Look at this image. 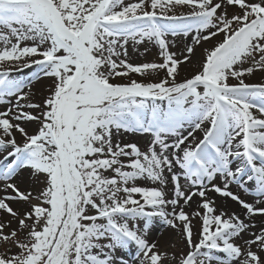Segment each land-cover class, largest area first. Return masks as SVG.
Masks as SVG:
<instances>
[{"label": "snow or ice", "instance_id": "obj_1", "mask_svg": "<svg viewBox=\"0 0 264 264\" xmlns=\"http://www.w3.org/2000/svg\"><path fill=\"white\" fill-rule=\"evenodd\" d=\"M0 264H264V0H0Z\"/></svg>", "mask_w": 264, "mask_h": 264}, {"label": "rangeland", "instance_id": "obj_2", "mask_svg": "<svg viewBox=\"0 0 264 264\" xmlns=\"http://www.w3.org/2000/svg\"><path fill=\"white\" fill-rule=\"evenodd\" d=\"M130 54L132 55V58L134 61H139V60L144 59V57H140L138 54H135V53H130ZM148 58L150 59L151 57H148ZM131 255H132V253L130 252L129 258H131Z\"/></svg>", "mask_w": 264, "mask_h": 264}]
</instances>
